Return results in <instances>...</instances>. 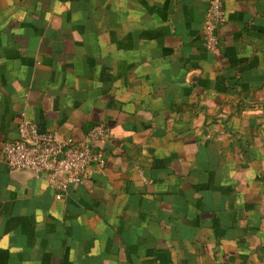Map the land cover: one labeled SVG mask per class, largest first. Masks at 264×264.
Segmentation results:
<instances>
[{
  "label": "crops",
  "instance_id": "1",
  "mask_svg": "<svg viewBox=\"0 0 264 264\" xmlns=\"http://www.w3.org/2000/svg\"><path fill=\"white\" fill-rule=\"evenodd\" d=\"M0 0V264H264V0ZM22 119L104 164L56 199Z\"/></svg>",
  "mask_w": 264,
  "mask_h": 264
},
{
  "label": "built area",
  "instance_id": "2",
  "mask_svg": "<svg viewBox=\"0 0 264 264\" xmlns=\"http://www.w3.org/2000/svg\"><path fill=\"white\" fill-rule=\"evenodd\" d=\"M224 21L222 0H209L202 24L206 49L213 50L218 46L217 29ZM108 138V129L100 123L94 124L82 141H75L53 131H41L36 123L22 119L17 138L3 143L2 153L10 170L45 173L55 198L61 199L73 185L87 177L89 168L103 166L97 145Z\"/></svg>",
  "mask_w": 264,
  "mask_h": 264
}]
</instances>
